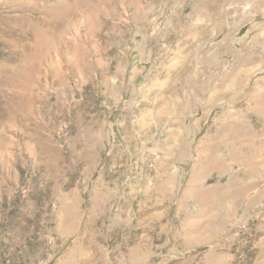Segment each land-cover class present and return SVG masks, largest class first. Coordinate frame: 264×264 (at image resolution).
Returning <instances> with one entry per match:
<instances>
[{
  "label": "rangeland",
  "instance_id": "1",
  "mask_svg": "<svg viewBox=\"0 0 264 264\" xmlns=\"http://www.w3.org/2000/svg\"><path fill=\"white\" fill-rule=\"evenodd\" d=\"M0 264H264V0H0Z\"/></svg>",
  "mask_w": 264,
  "mask_h": 264
},
{
  "label": "bare ground",
  "instance_id": "2",
  "mask_svg": "<svg viewBox=\"0 0 264 264\" xmlns=\"http://www.w3.org/2000/svg\"><path fill=\"white\" fill-rule=\"evenodd\" d=\"M141 16V15H140ZM193 18H192V20H191V22H188V24H187V26L186 27H184L185 28V32L187 33V36L190 34V33H192L191 34V39L193 38V40L195 41V43H193V44H196V42L198 43V42H200V41H202V40H204V38L205 37H207L208 36V31H209V29H207L206 27H204V26H200L199 24L198 25H196V24H194L193 23ZM192 35H193V37H192ZM210 35V34H209ZM189 40V38H186V40L183 42V44L186 42V41H188ZM191 42V41H190ZM216 43V42H215ZM186 45V44H185ZM200 46V45H199ZM198 46V47H199ZM212 46V45H211ZM183 48V47H182ZM201 49H202V47H200ZM195 50V49H194ZM193 50V51H194ZM197 50V49H196ZM203 50V49H202ZM201 51V50H200ZM190 52V51H189ZM196 53H198L197 51H195ZM204 52V51H203ZM190 54V53H189ZM195 54V53H194ZM193 54V55H194ZM192 55V56H193ZM212 56V55H211ZM197 57V56H196ZM212 58V57H211ZM189 59H190V57H189ZM191 59H193V58H191ZM196 59V58H195ZM208 59H209V57H208ZM195 61V60H194ZM210 61V60H209ZM200 62V61H199ZM207 64H209V62L207 63ZM173 71V70H172Z\"/></svg>",
  "mask_w": 264,
  "mask_h": 264
}]
</instances>
